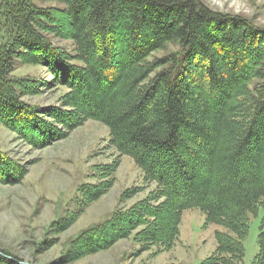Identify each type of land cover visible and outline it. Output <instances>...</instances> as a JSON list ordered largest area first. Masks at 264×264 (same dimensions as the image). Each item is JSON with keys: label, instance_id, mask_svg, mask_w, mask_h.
<instances>
[{"label": "trees", "instance_id": "obj_1", "mask_svg": "<svg viewBox=\"0 0 264 264\" xmlns=\"http://www.w3.org/2000/svg\"><path fill=\"white\" fill-rule=\"evenodd\" d=\"M57 1L66 6L65 25L52 9L6 0L0 125L41 146L45 137L56 141L65 129L97 121L158 188L81 233L64 261L106 250L137 229L142 252L171 250L184 212L200 209L207 224L224 228L202 264H244L251 217L264 208V28L201 0ZM50 38L72 41L73 48ZM18 62L46 68L53 86L70 89L60 107L32 108L22 100L39 95L40 85L14 77ZM0 166V184L17 185L7 174L20 166L1 151ZM111 187L108 180L81 186L79 211L69 209L63 220L73 222ZM259 230L252 264H264V216ZM19 262L0 256V264Z\"/></svg>", "mask_w": 264, "mask_h": 264}, {"label": "rangeland", "instance_id": "obj_2", "mask_svg": "<svg viewBox=\"0 0 264 264\" xmlns=\"http://www.w3.org/2000/svg\"><path fill=\"white\" fill-rule=\"evenodd\" d=\"M29 1L35 8L59 13V17H63L60 23L65 25L66 6L62 3L57 0ZM201 1L214 11L242 17L264 28V0ZM6 6V0H0V47L10 41L7 28L10 24L4 13ZM50 39L58 47L68 50L74 45L72 41ZM172 47L179 50L178 45ZM167 51L154 56L161 57ZM13 75L39 82L40 94L22 99L32 108L60 107L62 98L70 92L62 86H53L52 76L41 66H24L18 62ZM65 131L66 136L56 141L45 137L41 146H34L0 125V151L20 166L19 170L15 168L17 174L6 173L7 177L19 182L17 185L0 184L1 257L17 263L23 261L21 264H202L213 255L217 248L216 232H222L224 228L207 224L200 209H191L183 214L180 237L171 250L152 247L148 252H142L136 240L140 231L137 229L128 239L120 240L106 250L83 254L75 261H64L70 257L69 246L81 233L112 219L118 211L132 209L158 190L157 184L145 182L144 173L134 159L124 156L111 144L110 132L105 125L93 120ZM113 165L115 172L106 177L104 170ZM105 180L111 181L112 187L100 200L81 207L73 222L63 220L68 218L69 209L79 211L76 196L81 186L98 185ZM129 191L132 194H126ZM263 216L264 208L261 207L258 215L251 217L249 234L244 242V264H252L259 252L257 239Z\"/></svg>", "mask_w": 264, "mask_h": 264}]
</instances>
